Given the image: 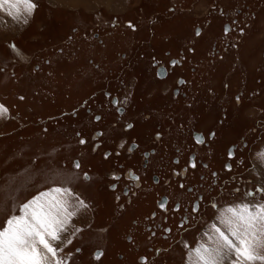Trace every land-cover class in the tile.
I'll return each instance as SVG.
<instances>
[{"label":"rangeland","instance_id":"374dc122","mask_svg":"<svg viewBox=\"0 0 264 264\" xmlns=\"http://www.w3.org/2000/svg\"><path fill=\"white\" fill-rule=\"evenodd\" d=\"M32 2L36 7L30 15L19 0H8L0 7V105L7 109L0 115V229L11 217L23 215V205L41 193L54 188L71 191L67 179L74 184L72 179L78 175L82 178L78 186L94 197L102 190L106 205L98 197L96 202L80 204L71 191L74 208L69 211L74 214L60 234L62 239L54 242L63 264H197L195 250L211 244L213 224L223 230L218 218L226 209L264 203V0ZM10 3L16 8H10ZM226 23L231 24L230 33ZM197 27L202 32L200 40ZM194 47L196 53L191 50ZM219 49L230 61L217 79L213 65L223 61L218 58ZM244 50L248 58L241 62ZM171 57L182 64H169ZM162 60L169 65V79L180 88L179 95L171 92L168 80L155 77L153 61ZM175 76L184 77L185 82H174ZM132 82H136L133 96L128 95ZM107 89L132 101L122 119L110 105ZM238 93L243 98L240 106L234 99ZM98 112L104 116L99 122L92 119ZM127 119L135 121L134 130L123 129ZM188 125L217 130L218 137L210 139L209 145H191L209 163L207 170L199 166L187 176V182H198V171L205 172L201 189L187 194L186 183L180 185L185 177H174V170L168 168L162 173L171 175L170 182L143 183L135 187L130 201L127 196L115 201L113 191L103 189L116 161L126 166L140 162L139 153L133 158L124 153L117 160L105 158L103 149L113 147V140L136 136L142 147L156 145L159 151L153 165L157 169L162 155L170 157L177 153L176 147L186 156L191 142L184 129ZM95 127L106 135L94 151ZM156 130L162 131V142H153ZM81 137L88 142L81 143ZM231 143L237 144L236 155L227 169L225 151ZM82 157L84 166L78 170L74 161ZM178 165L172 169L177 171ZM212 169L219 174L213 175ZM82 171L90 172L92 181L85 180ZM199 192L203 198L198 210L189 209L185 232L176 221L178 214L155 208L161 194L173 201L177 196L192 199ZM151 211H158L156 219L172 226L168 237L161 234L164 224L150 221L155 234L143 224L134 225L135 218H152ZM128 235L138 242H130ZM98 248L106 251L105 256L93 254ZM255 251L264 255V246ZM234 258L230 255L224 264Z\"/></svg>","mask_w":264,"mask_h":264},{"label":"flooded vegetation","instance_id":"af4514ba","mask_svg":"<svg viewBox=\"0 0 264 264\" xmlns=\"http://www.w3.org/2000/svg\"><path fill=\"white\" fill-rule=\"evenodd\" d=\"M129 24H131L132 27H134L136 29V26L132 25L131 22H128ZM226 31L228 33H230L232 31V27L231 24L226 23L224 25ZM197 29L198 32H197ZM196 32L199 34L197 36V39L200 40L201 39V29L200 27L196 28ZM227 33V34H228ZM97 34V33H96ZM101 40V39H100ZM103 41V40H101ZM195 43V40H194ZM229 43V42H228ZM233 45L239 49L238 44L233 43ZM194 46V45H193ZM198 48V47H197ZM226 51L228 50L227 48H224ZM61 50V49H60ZM191 50L193 52H197L196 47L191 48ZM199 50V49H198ZM245 51V50H244ZM218 52V58L222 59L223 61H220L218 63L214 62L213 66H216L213 71L216 72L217 74V79H220V76L222 74L225 73L227 66L229 64V58L230 56L226 57L223 53L220 52V49L217 51ZM228 53H230V51H227ZM264 52V51H263ZM124 53V52H123ZM122 53V55H123ZM248 52L245 51L242 55V58L239 60L241 62H243V60H247L248 58ZM125 56V54L123 55ZM157 58V57H156ZM155 58V59H156ZM159 58V57H158ZM180 63L182 64V61L177 58V57H171L169 60V64H175V63ZM153 63L155 64V77L157 80H161V81H165L168 80L170 87H171V92L173 94L179 95V91L180 88L175 87V84H172L171 82L173 81V78L169 79L170 77V72H169V65L166 64V61L162 60L161 62H157V61H153ZM168 63V62H167ZM174 68V67H173ZM264 69V67H262ZM179 82V83H183L185 82V78L182 76H175L174 78V82ZM216 86H219V82H217ZM169 88V87H168ZM219 89V88H218ZM169 89H166V91H168ZM217 90V89H216ZM240 92V91H239ZM105 93L109 95V103L110 105H112L114 107V111L117 113L118 119H122V116L127 114L128 110H129V102H130V98H126V99H122V96L119 93H111L109 89L105 90ZM240 94L238 93L237 95H235L236 98L235 99V103L238 104L239 106L242 105L243 102V98H240ZM128 97V96H127ZM178 97V96H176ZM125 100V101H124ZM124 101V102H123ZM226 109V108H225ZM228 109V108H227ZM88 111H91V109H89L87 107ZM148 116H150L149 114H147ZM225 117L227 118V113L225 112ZM103 113L102 112H98L93 114L92 119L99 122L102 118H103ZM221 122L223 123V120H221ZM135 121L132 119H127L123 121V129L125 131H132L135 129ZM161 126V125H160ZM188 131V134L191 138V142L189 141L187 144V149L188 151L186 152V156L184 157L183 155L185 154V152H181V147H176V151L177 153H173L170 155V157L166 156V155H162V161L159 162L157 164V169L156 166H154V159L156 156V153L159 151V148L156 145H149L147 147H142L143 142L136 136L133 137H125V138H119L118 140H122L121 145H117L113 147H105L103 149V153H104V157L105 158H109V157H116L117 160V156L122 155V153H124L125 155H127L129 158H133L136 156L137 153H139L140 155V162L136 165H127L123 162H115L116 166L111 170L108 171V177L111 178L110 181H108L107 186L109 188L110 191H113L114 193V197L117 201H122V197H128L129 199H127L128 201L132 200L131 198L133 197L131 195V193L133 192L134 194H136V190L135 187H140L143 185V183H150L151 185H159L160 183H162V181L164 182L166 180V182H170L171 181V175H173L174 177H176L178 174H181L183 177H185V180H182L180 182V185L183 186V182L186 183V193L190 194V193H194L195 191H198L199 189H201V186L203 184V181L207 178V174L203 171H198V179L199 181H193L192 182H187L188 177H191L188 175V173L190 172V174H194V171H196V169L200 166L203 167L204 169L207 167H209V163L207 162L206 159H203L202 156L199 154V151L195 148H191L192 143L193 146H200V145H209L210 144V139H214L215 137L217 138L218 135L217 134V130L215 128H209L207 131H204L201 128H190V126L188 125L186 128ZM80 132V131H78ZM105 134L104 130L100 127H95L93 129V138L96 139L94 140L93 143V148L94 151L99 147L100 144H102V141L100 138H102ZM163 137V133L160 130H156L155 132H153V142H162V138ZM215 138V139H216ZM81 143L86 144L88 142L87 138L85 137H81L80 139ZM83 141V142H82ZM159 146V145H158ZM236 147L237 144L236 143H231L230 145L226 146V155L228 157V160H225L224 163V167L227 169H230L232 167L231 164V158H233L236 155ZM79 157V156H77ZM92 158V157H91ZM136 161V159H135ZM83 157L82 158H75L74 164L76 169L81 170L82 167L84 166L83 164ZM134 163V161H133ZM157 163V162H156ZM154 164V165H153ZM179 164V165H178ZM179 166L180 169H178L177 171H175V168L172 169V166ZM154 166V168L152 167ZM148 168V169H147ZM164 169L167 170H174V173L171 175L166 176L164 173ZM181 168H183V170L181 171ZM83 177L85 180L87 181H92V174L88 171H82ZM163 174V175H162ZM212 174L213 175H218V170L216 169H212ZM188 176V177H187ZM163 179V180H162ZM143 187V186H142ZM135 190V192H134ZM126 197V198H127ZM203 198V193L199 192L196 193V196H194L192 199H190L189 197H185V196H177V198H174L172 201V198L167 195V194H161L160 196H158L155 199V208L160 211H168V215L171 214L172 216H175L176 214H178L179 216L176 218L178 225H181L184 229L181 230L182 231H187L188 227L185 228L184 223L189 222V215H188V211L189 209L191 210H198L199 206H200V200ZM125 208V205L124 207ZM158 211H151L152 214V218L150 216H144L143 218H135V220L133 221L135 224L134 225H138V224H143L144 227L149 230V232L151 234H155L156 229L152 227V224L150 221H152L154 223V225H161L164 224V229L162 230L161 234L163 237H168L169 234H171V229L172 226L168 223H165L159 219H156V215L158 214ZM168 215H166L165 217V221L168 219ZM183 236V235H182ZM181 236V237H182ZM127 239L130 242H133V240H135L133 235H128ZM138 242V240H135V242H133L134 244H136ZM140 242V241H139ZM139 244V243H138ZM150 246V247H149ZM148 247L151 248L152 246L149 245ZM153 248V247H152ZM159 247H157L156 249L159 252ZM101 250V254L99 256V258L105 256L106 251L103 250V248H98ZM97 250V249H94ZM94 250H93V254H94ZM120 257H124V255L119 254ZM141 260L147 261V256L146 255H141Z\"/></svg>","mask_w":264,"mask_h":264},{"label":"snow or ice","instance_id":"6c2138e0","mask_svg":"<svg viewBox=\"0 0 264 264\" xmlns=\"http://www.w3.org/2000/svg\"><path fill=\"white\" fill-rule=\"evenodd\" d=\"M7 2L0 0V7ZM19 2L25 5L29 15L36 7L32 0ZM9 7L16 8V4L10 3ZM6 112L0 105V115ZM72 195L67 188H54L24 204L23 215L8 219L7 226L0 229V264H52L53 261L63 264L57 258L60 249L54 242L62 239L60 234L74 214L69 211L74 208L69 199ZM218 219L223 230L212 225L214 235L208 237L211 244L195 250L197 264H224L233 254L231 264L264 261V255L255 251L257 246H264V240L258 239L264 237V203L229 207Z\"/></svg>","mask_w":264,"mask_h":264},{"label":"crops","instance_id":"0c3cea01","mask_svg":"<svg viewBox=\"0 0 264 264\" xmlns=\"http://www.w3.org/2000/svg\"><path fill=\"white\" fill-rule=\"evenodd\" d=\"M96 64V63H95ZM96 66H97V64H96ZM135 76V75H134ZM134 78H136V76L134 77ZM124 79V78H123ZM134 81V80H133ZM135 85H136V82L134 83V82H132L131 83V85L130 86H128V95H131V96H133V93H134V90H135ZM165 89V88H164ZM156 91H158V88H155L154 87V93H156ZM132 101L130 100V103H131ZM112 136V135H111ZM121 142H122V140H116V141H114L113 140V143L115 144H117V145H121ZM264 170V169H263ZM80 179H82V178H80L78 175L75 177V179L73 178L72 180H74L75 181V183L74 184H72L71 183V178H70V180L69 179H67V181L70 183V185H69V188L71 189V191L72 192H75V200L76 201H84V200H86V201H90V202H96L95 201V199L94 198H97L98 197V199H99V201L100 202H102V206L103 205H106L105 204V199H104V194H103V191L102 190H98L97 192H95V197L92 195V196H90L87 192H85V190H83L82 188H80L79 186H78V182L80 181ZM105 183H106V180H105ZM107 183H108V181H107ZM107 183H106V188L104 187L103 189L104 190H106V191H108L109 190V188H108V186H107ZM103 185H104V183H103ZM101 187H103V186H101ZM100 187V188H101ZM91 193H92V190H91ZM92 199H93V201H92ZM114 199H115V197H114ZM115 201H117L116 199H115ZM123 207H124V205H123ZM96 209V205L94 206V210ZM119 215H120V213H119ZM117 223H118V225H119V223H120V221H116ZM133 226H131V228H132ZM131 228H129L130 230H131ZM105 230L107 231V229L105 228ZM100 246V245H99ZM101 246H103V245H101ZM97 247V246H96ZM95 248V247H94Z\"/></svg>","mask_w":264,"mask_h":264},{"label":"water","instance_id":"95a60500","mask_svg":"<svg viewBox=\"0 0 264 264\" xmlns=\"http://www.w3.org/2000/svg\"><path fill=\"white\" fill-rule=\"evenodd\" d=\"M100 252H101V250H100V249H97V250L95 251V254L98 255Z\"/></svg>","mask_w":264,"mask_h":264},{"label":"bare ground","instance_id":"6f19581e","mask_svg":"<svg viewBox=\"0 0 264 264\" xmlns=\"http://www.w3.org/2000/svg\"><path fill=\"white\" fill-rule=\"evenodd\" d=\"M198 30H199V29H197V32H198ZM101 253H102V252H101ZM94 254H95V252H94ZM99 255H100V253L98 254V256H99ZM95 256H96V255H95Z\"/></svg>","mask_w":264,"mask_h":264}]
</instances>
